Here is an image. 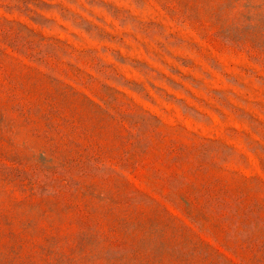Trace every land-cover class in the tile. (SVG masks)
Listing matches in <instances>:
<instances>
[{
	"label": "rangeland",
	"instance_id": "obj_1",
	"mask_svg": "<svg viewBox=\"0 0 264 264\" xmlns=\"http://www.w3.org/2000/svg\"><path fill=\"white\" fill-rule=\"evenodd\" d=\"M0 264H264V0H0Z\"/></svg>",
	"mask_w": 264,
	"mask_h": 264
}]
</instances>
